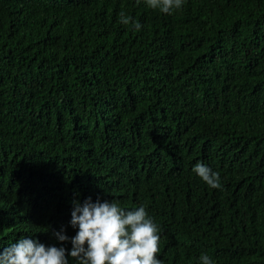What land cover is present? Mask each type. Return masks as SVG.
Returning a JSON list of instances; mask_svg holds the SVG:
<instances>
[{
  "label": "trees",
  "instance_id": "trees-1",
  "mask_svg": "<svg viewBox=\"0 0 264 264\" xmlns=\"http://www.w3.org/2000/svg\"><path fill=\"white\" fill-rule=\"evenodd\" d=\"M87 198L143 205L163 264H264V0H0V251Z\"/></svg>",
  "mask_w": 264,
  "mask_h": 264
},
{
  "label": "clouds",
  "instance_id": "clouds-1",
  "mask_svg": "<svg viewBox=\"0 0 264 264\" xmlns=\"http://www.w3.org/2000/svg\"><path fill=\"white\" fill-rule=\"evenodd\" d=\"M140 0H137L139 3ZM148 8L171 14L183 6L184 0H145ZM120 22L133 24L136 31L141 25L123 12ZM207 186L221 187L218 172L203 163L192 168ZM70 226L75 235L67 236L62 228L53 232L60 246H46L34 238H21L0 251V264H163L160 253V228L141 205L125 210L117 202L87 198L80 203L74 200ZM162 240H169V232H161ZM70 243V250L63 245ZM200 264H213L212 258L201 254Z\"/></svg>",
  "mask_w": 264,
  "mask_h": 264
}]
</instances>
